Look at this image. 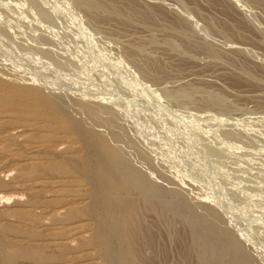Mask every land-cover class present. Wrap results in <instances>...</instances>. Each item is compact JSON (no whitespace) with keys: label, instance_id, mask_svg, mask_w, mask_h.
Returning a JSON list of instances; mask_svg holds the SVG:
<instances>
[{"label":"rangeland","instance_id":"374dc122","mask_svg":"<svg viewBox=\"0 0 264 264\" xmlns=\"http://www.w3.org/2000/svg\"><path fill=\"white\" fill-rule=\"evenodd\" d=\"M0 81L57 126L0 102L1 243L121 264L113 198L136 204L132 264H241L233 242L264 264V0H0ZM99 141L145 184L109 195Z\"/></svg>","mask_w":264,"mask_h":264},{"label":"bare ground","instance_id":"6f19581e","mask_svg":"<svg viewBox=\"0 0 264 264\" xmlns=\"http://www.w3.org/2000/svg\"><path fill=\"white\" fill-rule=\"evenodd\" d=\"M14 86V85H13ZM35 89V88H34ZM53 101V100H52ZM0 102L1 104L5 107L6 111L8 110L9 112L15 113V114H22V116H26V117H32L35 118L36 121H38L41 126L47 130H53L55 129L57 126L55 125V115H54V110L52 105L50 104L49 101V96L42 94L41 92L37 91V90H32V89H26V88H22V87H12V86H7L6 84H4L3 82L0 81ZM54 102V101H53ZM56 103V102H55ZM56 108V107H55ZM60 108V107H59ZM90 109V108H89ZM89 111V110H88ZM91 111V110H90ZM98 112V111H97ZM6 113V112H5ZM70 113V112H69ZM94 113V112H93ZM105 113V112H104ZM72 115V114H71ZM89 119V118H88ZM106 119V118H105ZM111 119V118H110ZM99 122V121H98ZM108 122V121H107ZM101 123V122H100ZM98 125V124H97ZM63 128L68 129L69 123L65 122L61 125ZM60 126V127H61ZM90 126V125H89ZM96 126V125H95ZM59 127V126H58ZM92 127V126H91ZM71 128V127H70ZM82 129V128H81ZM93 130V128H92ZM88 131V130H87ZM73 133V132H72ZM77 133V132H76ZM103 134V133H102ZM101 137V136H100ZM106 137V136H105ZM84 138L86 139L87 143H92V141L94 140L93 135L90 134L89 132H86V134H84ZM114 139V138H113ZM48 140V139H47ZM106 140V139H105ZM110 140V138H109ZM111 141V140H110ZM110 143V142H109ZM114 143V142H113ZM99 149L100 151L104 154V156L106 157L109 165L116 170L117 172H119V176L117 178V180L115 181L112 177H108L107 178V191L109 195H114L115 193L119 194L120 192L125 193L129 187L128 184L130 183H142L141 185L145 184L144 179L146 178H142L141 175L135 174L133 171H131V169H129L128 167H126V164L122 163V161L120 159H122V157L119 159L117 157V155L110 150L105 144L101 143L99 141ZM89 146V145H88ZM116 148V147H115ZM113 149V148H112ZM116 150V149H115ZM118 151V150H117ZM99 152V151H97ZM120 154V153H119ZM122 154V153H121ZM120 154V155H121ZM143 156V155H142ZM126 159V158H125ZM128 160V159H127ZM131 161V160H130ZM124 162V161H123ZM96 164V163H95ZM131 164V163H130ZM96 167V166H95ZM134 167V166H133ZM47 169H50L52 171L55 172H60L62 174H66L67 172H70L72 170H70L71 168H69L68 166L64 165V164H60V163H52V164H48V166L46 167ZM135 168V167H134ZM133 168V169H134ZM101 170V169H100ZM109 171V170H108ZM138 172V171H137ZM99 173V172H98ZM109 173V172H108ZM71 174V173H70ZM103 175V174H102ZM64 176V175H63ZM88 176V175H87ZM107 176V175H106ZM109 176V175H108ZM146 176V175H145ZM72 177V176H71ZM73 179V178H72ZM140 182V183H139ZM70 184V183H68ZM99 186V185H98ZM146 187H149V185H144ZM66 187V186H65ZM130 188V187H129ZM147 188V194L148 190ZM105 189V188H104ZM144 189V188H143ZM99 193V192H98ZM114 193V194H113ZM146 193V191H145ZM70 194V193H69ZM108 194H106L107 196H109ZM72 195V194H71ZM93 196V195H92ZM126 196V195H124ZM111 197V196H109ZM130 197V195H129ZM128 197V198H129ZM135 197V196H134ZM98 198V197H97ZM100 198V197H99ZM107 198V197H105ZM111 198H109V200H106L105 203L107 205V210L109 212L108 215L112 214L113 216L115 215L118 220H121V224L122 227L124 228V233L126 234L127 239L125 238V240H127V242H125L126 244L124 245V248L122 250L121 254V264H132L134 262V260L136 259V248H135V238L133 237L134 235H136L135 233V227L136 225V217H135V212H136V204L134 205L132 202L130 201H126L120 205L119 201H117L118 203L113 201V198L110 200ZM98 200V199H97ZM115 200V199H114ZM133 201V200H132ZM140 201V199H139ZM72 204V203H71ZM75 204V202H74ZM70 205V204H69ZM157 205V204H156ZM120 206V207H119ZM104 208V207H103ZM163 208V207H162ZM143 209V208H142ZM139 210V209H137ZM159 210V209H158ZM160 211V210H159ZM139 212V211H138ZM79 214V213H78ZM160 214V213H159ZM76 217V215H74ZM138 216V215H137ZM76 219H78V217H76ZM80 219V218H79ZM111 219V218H110ZM119 220V223H120ZM106 221V220H105ZM112 221V220H111ZM141 222V220H139ZM101 222V221H100ZM34 223V222H33ZM81 223V222H80ZM119 225V226H120ZM138 226V225H137ZM144 228V227H143ZM150 228V227H149ZM104 229V228H103ZM119 230L120 227L118 228ZM139 229V228H138ZM145 229V228H144ZM147 230V229H146ZM144 231V230H143ZM142 231V232H143ZM99 232V231H98ZM121 232V231H120ZM139 232V231H138ZM141 232V231H140ZM139 232V233H140ZM150 232V231H149ZM105 233V232H104ZM145 234H147L146 232H144ZM121 234V233H120ZM121 234V235H123ZM151 234V233H149ZM102 235V234H100ZM142 235V234H141ZM148 236V234L146 235ZM179 236V235H178ZM181 236V235H180ZM105 237V236H103ZM102 237V238H103ZM140 237V236H139ZM150 237V236H149ZM95 238V237H94ZM106 238V237H105ZM137 238V237H136ZM148 238V237H147ZM139 238H137L138 240ZM155 239V238H154ZM116 240V239H115ZM153 240V239H152ZM146 242V241H145ZM150 242V240H149ZM5 243V242H4ZM7 243V242H6ZM82 243V242H81ZM119 243V242H118ZM140 243V242H139ZM138 243V244H139ZM143 244V243H142ZM150 244L152 245V243L150 242L148 245L150 246ZM196 244V243H195ZM84 245V244H83ZM141 245V244H139ZM34 246V245H33ZM101 246V244H100ZM136 246L137 243H136ZM27 247V246H25ZM70 247V246H69ZM108 247V246H107ZM140 247V246H139ZM137 247V248H139ZM151 247V246H150ZM228 249H230V251L233 254L234 259L237 262H240L241 264H247V260H245V258H242V255H240V252L238 253V248L237 245L233 242V243H228L227 244ZM40 248V247H39ZM39 248H26V249H22L21 247L16 246V244H3L0 242V255L2 257V264H18L17 263V258L19 257H25L28 259H30L31 261H34L35 263H44L46 261V256L45 253L43 252L42 249ZM103 248V247H102ZM109 248V247H108ZM142 249V247H141ZM98 250V249H97ZM103 251V250H102ZM120 252V251H119ZM203 252H204V248H203ZM202 252V253H203ZM141 253V252H140ZM138 253V254H140ZM201 253V251H200ZM99 254H101L99 252ZM137 254V256H138ZM144 254V253H143ZM140 258V257H139ZM152 259V258H151ZM145 260V259H144ZM19 261V260H18ZM71 261V260H70ZM90 261V260H89ZM140 261V260H139ZM143 261V260H142ZM140 263V262H139ZM59 264V263H58ZM107 264V263H105ZM110 264V263H109ZM119 264V263H118ZM143 264V263H142ZM145 264V263H144Z\"/></svg>","mask_w":264,"mask_h":264}]
</instances>
